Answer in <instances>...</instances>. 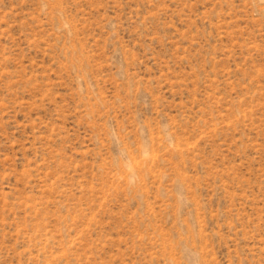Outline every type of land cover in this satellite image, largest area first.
Returning <instances> with one entry per match:
<instances>
[{
    "label": "rangeland",
    "instance_id": "374dc122",
    "mask_svg": "<svg viewBox=\"0 0 264 264\" xmlns=\"http://www.w3.org/2000/svg\"><path fill=\"white\" fill-rule=\"evenodd\" d=\"M99 117L174 126L143 191ZM0 264H264V0H0Z\"/></svg>",
    "mask_w": 264,
    "mask_h": 264
},
{
    "label": "clouds",
    "instance_id": "9594fccd",
    "mask_svg": "<svg viewBox=\"0 0 264 264\" xmlns=\"http://www.w3.org/2000/svg\"><path fill=\"white\" fill-rule=\"evenodd\" d=\"M42 14L56 15V26L64 32H75L76 24L71 16L59 6L51 4L40 6ZM62 13H64L62 15ZM87 66H78L76 84L77 93L89 101V111L103 110L106 105L100 96ZM97 134L99 148L103 153L105 169L111 176L116 174L119 182L133 191H143L150 185L153 174L160 173V161L164 159L165 148L171 150L176 142L174 126L168 121L155 120L133 121L120 120L116 117H99ZM191 193L185 195L190 199Z\"/></svg>",
    "mask_w": 264,
    "mask_h": 264
}]
</instances>
